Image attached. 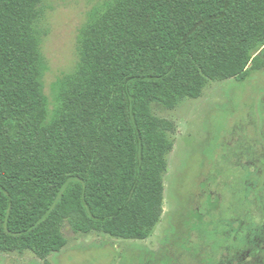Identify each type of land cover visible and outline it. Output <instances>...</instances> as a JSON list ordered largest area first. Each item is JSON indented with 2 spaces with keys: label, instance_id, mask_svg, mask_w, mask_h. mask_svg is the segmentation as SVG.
I'll use <instances>...</instances> for the list:
<instances>
[{
  "label": "trees",
  "instance_id": "trees-1",
  "mask_svg": "<svg viewBox=\"0 0 264 264\" xmlns=\"http://www.w3.org/2000/svg\"><path fill=\"white\" fill-rule=\"evenodd\" d=\"M43 2L0 0V251L45 260L66 245L64 221L145 240L161 218L174 131L152 106L171 110L209 81L264 69V0H102L50 100ZM247 242L237 260L255 264Z\"/></svg>",
  "mask_w": 264,
  "mask_h": 264
},
{
  "label": "rangeland",
  "instance_id": "rangeland-1",
  "mask_svg": "<svg viewBox=\"0 0 264 264\" xmlns=\"http://www.w3.org/2000/svg\"><path fill=\"white\" fill-rule=\"evenodd\" d=\"M100 1L44 0L48 33L41 50L49 100L52 83L76 62L86 11ZM257 54L264 58V47ZM152 109L174 131L162 214L151 236L123 240L74 233L64 221L66 245L60 252L40 260L31 252L0 251V264H240V250L252 240L258 250L251 261L264 264V69L251 71L244 82L209 81L199 98L171 110L156 104Z\"/></svg>",
  "mask_w": 264,
  "mask_h": 264
}]
</instances>
